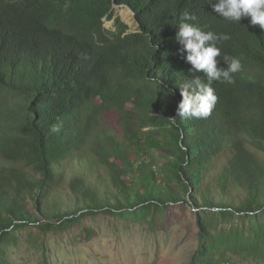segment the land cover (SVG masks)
I'll use <instances>...</instances> for the list:
<instances>
[{
    "label": "trees",
    "instance_id": "1",
    "mask_svg": "<svg viewBox=\"0 0 264 264\" xmlns=\"http://www.w3.org/2000/svg\"><path fill=\"white\" fill-rule=\"evenodd\" d=\"M216 2L0 0V264L24 228L170 207L197 214L184 264H264V30L224 20ZM114 7L133 11L134 31L104 28ZM185 11L230 36L219 68L242 63L233 84L212 82L207 118L177 116L180 86L207 83L179 51Z\"/></svg>",
    "mask_w": 264,
    "mask_h": 264
},
{
    "label": "rangeland",
    "instance_id": "2",
    "mask_svg": "<svg viewBox=\"0 0 264 264\" xmlns=\"http://www.w3.org/2000/svg\"><path fill=\"white\" fill-rule=\"evenodd\" d=\"M116 18L135 30L125 7H114L104 28L112 31ZM14 102L7 98L4 106ZM196 217L189 207H170L152 220L138 214H97L46 234L31 226L14 233L16 241L6 249V264H184L197 247Z\"/></svg>",
    "mask_w": 264,
    "mask_h": 264
},
{
    "label": "clouds",
    "instance_id": "3",
    "mask_svg": "<svg viewBox=\"0 0 264 264\" xmlns=\"http://www.w3.org/2000/svg\"><path fill=\"white\" fill-rule=\"evenodd\" d=\"M213 10L224 20L239 24L242 18L250 17L251 25H258L264 30V0H217ZM191 19L193 17L187 11L180 15L176 39L182 46L179 51L182 54L186 53L184 57L186 62L190 63L194 71H202L207 83L197 77L187 80L180 86L182 99L177 106V116L184 119H201L211 115L218 100L211 86L212 82L233 84L235 81L232 74L242 69V63L238 57L224 56L222 59L227 67L219 68L217 58L221 57V48L217 45L229 40L230 36L226 33L204 31L187 22ZM84 59H88L87 55ZM153 82L162 85L161 81L154 79ZM59 130V125L52 126V132Z\"/></svg>",
    "mask_w": 264,
    "mask_h": 264
},
{
    "label": "water",
    "instance_id": "4",
    "mask_svg": "<svg viewBox=\"0 0 264 264\" xmlns=\"http://www.w3.org/2000/svg\"><path fill=\"white\" fill-rule=\"evenodd\" d=\"M127 9H128V8H127ZM128 10H129V12L131 13V15L134 16L133 11H131L130 9H128Z\"/></svg>",
    "mask_w": 264,
    "mask_h": 264
}]
</instances>
